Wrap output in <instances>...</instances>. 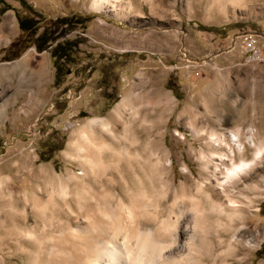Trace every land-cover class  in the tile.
Instances as JSON below:
<instances>
[{
    "label": "rangeland",
    "instance_id": "obj_1",
    "mask_svg": "<svg viewBox=\"0 0 264 264\" xmlns=\"http://www.w3.org/2000/svg\"><path fill=\"white\" fill-rule=\"evenodd\" d=\"M24 1L41 16L39 32L50 28L55 40L36 52L15 13L35 16L16 0H3L10 9L0 13L1 176L9 177L14 189L29 191L33 179L18 171L26 162L34 173L39 167L59 176L78 173L66 157L75 132L89 119L110 116L122 99L136 94L140 104L147 103L143 108H155L150 122L159 124L175 188L185 177L203 181L208 145L236 133L234 153L217 147L213 158L226 154L236 163L248 161L238 176L246 173L259 192L242 227L250 250L232 264H264V149L255 154L259 145L264 148V0H121L123 18L110 8L93 9L94 0ZM73 16L89 21L71 29L52 25ZM65 42L71 46L69 56L54 63L51 50ZM248 46L257 51L255 61H246ZM140 135H135L139 142L146 141ZM132 169L149 192L146 177ZM121 170L124 180L113 175L115 185L103 188L112 204L116 197L128 203L123 182L137 191L132 172ZM82 185L101 190L89 181ZM68 219L60 216L72 228L82 221ZM4 257L0 254V264H28L24 256Z\"/></svg>",
    "mask_w": 264,
    "mask_h": 264
},
{
    "label": "bare ground",
    "instance_id": "obj_2",
    "mask_svg": "<svg viewBox=\"0 0 264 264\" xmlns=\"http://www.w3.org/2000/svg\"><path fill=\"white\" fill-rule=\"evenodd\" d=\"M120 1L94 0L91 5L98 11L110 8L123 18ZM140 98L126 96L110 116L89 119L75 132L66 157L77 164L78 173L59 176L43 167L34 173L26 162L18 168L33 179L34 187L26 191L14 189L0 172V254L6 260L24 256L28 264H232L249 252L251 242L243 237L242 227L259 189L246 173L238 176L248 161L236 163L226 154L213 158L217 147L231 150L236 133L208 145L203 181L192 183L185 177L175 188L165 166L159 124L150 122L155 108H143L147 103L140 104ZM164 101L168 109V95ZM137 134L146 141L140 143ZM263 149L259 145L255 154ZM132 167L146 177L149 192ZM124 168L132 172L137 191L123 182L128 203L113 197L112 204L103 188L115 185L113 175L123 181ZM83 181L99 184L101 190L94 192ZM60 216L81 222L72 228Z\"/></svg>",
    "mask_w": 264,
    "mask_h": 264
},
{
    "label": "trees",
    "instance_id": "obj_3",
    "mask_svg": "<svg viewBox=\"0 0 264 264\" xmlns=\"http://www.w3.org/2000/svg\"><path fill=\"white\" fill-rule=\"evenodd\" d=\"M22 9L28 13V15H34L33 16H20L18 13H15L18 26L20 31L23 34H29V40L30 43H32V46L36 50V52H42L46 48L49 47L51 42H54L55 35L50 30V28H44L39 32V23L41 16L30 6L28 5L24 0H16ZM0 4H2V8L0 10V13H4L6 10L10 9L8 6L3 2V0H0ZM88 18L84 17H68V18H58L53 22L54 27H64V29H71L74 25H84L85 22H88ZM60 34V31L57 35ZM70 44L65 42L64 44H56L53 49L51 50V57L54 59V63H57L61 60H66L67 56H69L70 53Z\"/></svg>",
    "mask_w": 264,
    "mask_h": 264
},
{
    "label": "built area",
    "instance_id": "obj_4",
    "mask_svg": "<svg viewBox=\"0 0 264 264\" xmlns=\"http://www.w3.org/2000/svg\"><path fill=\"white\" fill-rule=\"evenodd\" d=\"M247 51L251 52V55L247 56L246 61H255L258 58L257 51L253 50L250 46H248ZM247 51H246V53H247Z\"/></svg>",
    "mask_w": 264,
    "mask_h": 264
}]
</instances>
